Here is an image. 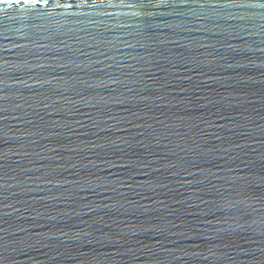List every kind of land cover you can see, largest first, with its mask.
<instances>
[{
    "label": "water",
    "instance_id": "obj_1",
    "mask_svg": "<svg viewBox=\"0 0 264 264\" xmlns=\"http://www.w3.org/2000/svg\"><path fill=\"white\" fill-rule=\"evenodd\" d=\"M0 264H264V0H0Z\"/></svg>",
    "mask_w": 264,
    "mask_h": 264
}]
</instances>
